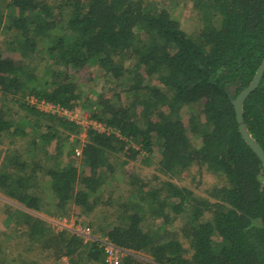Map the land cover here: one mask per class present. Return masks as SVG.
Listing matches in <instances>:
<instances>
[{
    "label": "trees",
    "instance_id": "obj_1",
    "mask_svg": "<svg viewBox=\"0 0 264 264\" xmlns=\"http://www.w3.org/2000/svg\"><path fill=\"white\" fill-rule=\"evenodd\" d=\"M185 1L203 19L193 36L172 16L170 0H0V37L4 30L8 35L0 48V138L7 132L26 143L0 163V193L17 206L0 200V225L15 220L17 233L14 239L0 234V254L26 250L24 264H57L62 257L68 264H106L95 242L57 233L44 217L96 209L106 176L115 171L110 159L123 153L143 163L155 158V170L168 179L206 166L218 183L204 196L169 180L158 189L131 184L117 223L95 229L121 251L120 264H264V169L242 138L233 107L264 59V0ZM98 75L105 83L90 90L91 99L81 80L88 84ZM30 97L79 108L120 137L88 128L76 159L82 129L39 112L25 101ZM185 107L200 111L182 121ZM242 116L264 151V72ZM16 117L23 127L11 131ZM24 126L38 134L27 139ZM43 162L53 212L26 185ZM170 224H178L176 233Z\"/></svg>",
    "mask_w": 264,
    "mask_h": 264
},
{
    "label": "rangeland",
    "instance_id": "obj_2",
    "mask_svg": "<svg viewBox=\"0 0 264 264\" xmlns=\"http://www.w3.org/2000/svg\"><path fill=\"white\" fill-rule=\"evenodd\" d=\"M160 2L162 0H159ZM51 3H54L53 0H51ZM169 4L171 5V14L172 16L177 20V22L180 23V26L183 31H185L188 35L193 36L196 35L203 27V19L201 18V13L198 11L197 8L194 7L192 2L185 1V0H170ZM4 7L1 8V11H4ZM58 11H54L53 13H57ZM8 39L7 32L4 30L2 31L0 41L1 50H5L6 48V40ZM15 60H22L18 53H12L10 55ZM24 61V60H23ZM39 61V59L37 60ZM26 63V62H25ZM95 68H93L94 70ZM82 78V77H81ZM82 85L81 89L87 94L89 98L94 99V95L90 92V90L93 88L96 92H99V89H101L105 83V80L100 77V75L97 76V78L93 82H88L86 84L85 78L82 79ZM122 99L124 100L123 95L121 94ZM6 101H8L7 98H5ZM10 108L12 110H15L16 107H14L11 104ZM2 111L8 112L3 116H6V118H10L11 114L8 110V107H2ZM191 110H198L197 108L192 109V107H185L181 109L179 115L182 119V121H185L189 117V112ZM202 118V117H201ZM21 117L16 119H10L13 120V124H11V131L13 129H20L23 127V123H18L20 121ZM35 121H28V127H34ZM25 127V126H24ZM26 128V127H25ZM26 132L28 133V138L30 139L33 134H38V131L33 130L32 128H26ZM43 131V129H41ZM83 134V133H82ZM85 134V133H84ZM85 136V135H84ZM80 143H82V138L84 139V143H86V136L85 138L83 136H77ZM70 140V139H69ZM70 143L72 141H69ZM25 140H21L20 138L16 137H10L7 132L3 133V136L0 138V163L2 162V159L4 156H7V154L12 153L16 149L23 150L25 148ZM54 145H51L48 147V152H50V156L54 154L53 152ZM68 150V149H67ZM136 150H140L139 147H136ZM157 152H155L153 155L156 156ZM140 155L145 156V153L140 150ZM26 160H29V157L26 156ZM76 160V159H74ZM155 158H152L150 162L143 163L142 158L140 156H136L134 159L129 158L127 155L121 153L117 154L114 157L110 159V162L113 163L115 166L114 174H108L106 176L108 178V181L102 186L101 188V194L98 195V197L101 196V202L98 204L99 206L94 209L89 214H80V215H70V218H65L69 221H73L75 223L81 224L82 226L88 227L91 229V233L95 235H101L100 233H97L95 229L97 227L105 228L108 225H113V223H117L118 217L122 214V208L121 205L126 204L129 198V194L132 193L131 188L135 184L136 186L140 187L143 186L144 183H148V187L151 188H160L161 182L165 180H169L175 185H178L179 187H184L186 189L191 190L196 195L204 196V192L206 189L210 188L211 186L218 183V178L215 175V173L212 172L211 169H208L206 166H203L202 169H199L196 165H192L187 171L181 174H177L173 178H167L160 173H158L155 170ZM43 169L37 170L34 174H29V182L28 186H30L31 191L34 194L41 195L43 199V204L48 205V209L53 212L54 206L53 201L51 200L52 194L51 189L48 183V180L45 178V169L48 165V163L43 162ZM76 165H78V162L76 161ZM122 165V166H121ZM80 171V166H79ZM36 184V185H35ZM132 184V187H131ZM32 186V187H31ZM145 190V189H144ZM0 200L4 201L5 199L2 198V194L0 193ZM7 201V200H5ZM4 201V202H5ZM9 205L12 207H17L13 202L7 201ZM128 204V203H127ZM131 211V210H130ZM113 214L115 216H113ZM150 216L149 214H147ZM147 216V218H148ZM1 219H4L1 217ZM44 219H47L45 216ZM63 219V218H62ZM61 220V219H60ZM3 221V220H2ZM160 220L157 221L159 223ZM1 223V221H0ZM15 220H11L8 222L6 220L5 224L2 223L0 225V234L7 233L11 237L10 239H14L16 232L13 231ZM177 225L178 224H170L167 229L170 233H176L177 232ZM51 227V226H50ZM52 229V227H51ZM93 230L95 232H93ZM18 237V236H17ZM9 239V240H10ZM180 241L183 243V245L186 247L187 243L183 238H180ZM20 245H22V241L19 242ZM89 242H85L83 240V245H89ZM9 245H12V242L9 243ZM25 255L30 254L25 250H18L10 252L8 250L4 251L3 254H0V259H3L6 263L5 264H24L25 259L22 260L20 257H24ZM17 261V262H15ZM74 262H77V259L74 260ZM45 264H56L52 262H46ZM57 264H68V259L65 257L61 258L60 263ZM77 264V263H76Z\"/></svg>",
    "mask_w": 264,
    "mask_h": 264
},
{
    "label": "built area",
    "instance_id": "obj_3",
    "mask_svg": "<svg viewBox=\"0 0 264 264\" xmlns=\"http://www.w3.org/2000/svg\"><path fill=\"white\" fill-rule=\"evenodd\" d=\"M25 101H27L28 105L34 107L39 112L52 116L55 115L62 121H69L78 125L82 129L81 133L79 134L80 137L83 136L85 138L86 130L88 128L98 134H102L105 136L115 135L118 138L120 137L119 133L114 131L111 127L97 122L88 114H82L79 108L69 110L59 105H54L52 103L46 102L44 100H37L33 97L25 99ZM74 138V136H71L70 141H73ZM76 139H78L77 136ZM81 141L82 143H80L79 146H77L74 150L76 159L81 158L82 148L85 144L83 138ZM134 149L136 150V147H134ZM46 220L49 222L52 229H54L57 233L70 231L76 235L81 236L85 242H95L97 246L103 251L104 261L106 264H120L122 253L117 247L114 246L108 236H99L92 234L90 228L82 226L81 224L75 223L73 221H69L65 218L60 220L48 217Z\"/></svg>",
    "mask_w": 264,
    "mask_h": 264
},
{
    "label": "water",
    "instance_id": "obj_4",
    "mask_svg": "<svg viewBox=\"0 0 264 264\" xmlns=\"http://www.w3.org/2000/svg\"><path fill=\"white\" fill-rule=\"evenodd\" d=\"M263 72H264V59L261 61L249 85L245 89H243L233 100V107L235 111L236 122L238 124L241 136L244 139V141L247 143V145L259 158L264 169V151L261 148V146L257 142H255V140L250 136L249 132L246 129L242 116L243 103L245 99L250 95V93L253 92L259 86Z\"/></svg>",
    "mask_w": 264,
    "mask_h": 264
}]
</instances>
